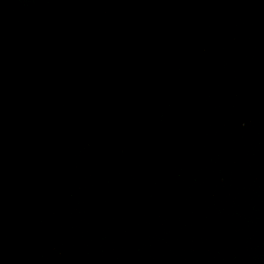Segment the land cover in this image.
<instances>
[{"label":"water","instance_id":"obj_1","mask_svg":"<svg viewBox=\"0 0 264 264\" xmlns=\"http://www.w3.org/2000/svg\"><path fill=\"white\" fill-rule=\"evenodd\" d=\"M0 264H264V0H0Z\"/></svg>","mask_w":264,"mask_h":264}]
</instances>
